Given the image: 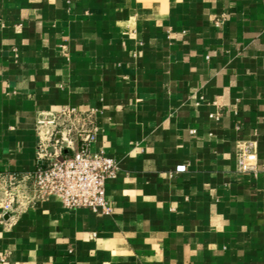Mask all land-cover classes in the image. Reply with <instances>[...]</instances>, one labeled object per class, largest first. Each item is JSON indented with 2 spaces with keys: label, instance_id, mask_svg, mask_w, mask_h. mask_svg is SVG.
Here are the masks:
<instances>
[{
  "label": "crops",
  "instance_id": "0c3cea01",
  "mask_svg": "<svg viewBox=\"0 0 264 264\" xmlns=\"http://www.w3.org/2000/svg\"><path fill=\"white\" fill-rule=\"evenodd\" d=\"M72 108L114 213L0 211V264H264V0H0V169Z\"/></svg>",
  "mask_w": 264,
  "mask_h": 264
},
{
  "label": "built area",
  "instance_id": "2783aa9c",
  "mask_svg": "<svg viewBox=\"0 0 264 264\" xmlns=\"http://www.w3.org/2000/svg\"><path fill=\"white\" fill-rule=\"evenodd\" d=\"M40 125L37 169L28 173L0 169L1 215L15 217L24 206L57 197L67 209L111 216L114 207L107 198V182L118 177L120 168L114 158L92 150L98 139L96 115L66 109L55 122ZM248 156L245 150L239 154L244 170L252 168Z\"/></svg>",
  "mask_w": 264,
  "mask_h": 264
}]
</instances>
